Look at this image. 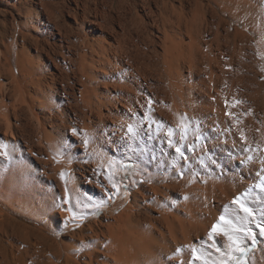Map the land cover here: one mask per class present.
Returning <instances> with one entry per match:
<instances>
[{
    "label": "bare ground",
    "instance_id": "bare-ground-1",
    "mask_svg": "<svg viewBox=\"0 0 264 264\" xmlns=\"http://www.w3.org/2000/svg\"><path fill=\"white\" fill-rule=\"evenodd\" d=\"M260 39L264 0H0V204L33 224L27 264H235L255 241L264 264Z\"/></svg>",
    "mask_w": 264,
    "mask_h": 264
},
{
    "label": "rangeland",
    "instance_id": "rangeland-1",
    "mask_svg": "<svg viewBox=\"0 0 264 264\" xmlns=\"http://www.w3.org/2000/svg\"><path fill=\"white\" fill-rule=\"evenodd\" d=\"M257 46L260 48V51L264 52V39H260L257 43ZM17 48L18 47L15 44L11 46V51H12L11 61L13 65H15L17 61ZM6 210H7L6 207L0 204V227L5 230L7 229L8 232L7 230L6 232L9 235L7 237L4 231L0 229V260L4 261L7 264H27L28 256L25 255V251H29L30 253V249L34 244V241L32 239L25 240V238L27 237V233L24 228L32 227L33 224L30 222L24 221L23 218H21L22 219L21 221L20 218H17L15 215L12 216L11 214H9V211L8 210L6 211ZM104 212L105 214L112 213L110 210H106ZM104 212H101V213H104ZM20 224L23 226V228ZM257 245H258V242L255 241L254 244L250 246L249 249L244 248L245 249L244 253L241 252L243 254L240 253L237 256L236 259L238 260H236L235 264H241V262H243V264H249L248 256L257 247ZM61 264H63V260L61 261Z\"/></svg>",
    "mask_w": 264,
    "mask_h": 264
},
{
    "label": "snow or ice",
    "instance_id": "snow-or-ice-1",
    "mask_svg": "<svg viewBox=\"0 0 264 264\" xmlns=\"http://www.w3.org/2000/svg\"><path fill=\"white\" fill-rule=\"evenodd\" d=\"M152 103H153V101H152L151 99H149V100H148L149 110H151V105H152ZM242 103H243V101H240V100H234L233 103L231 104V107H236L237 105L242 104ZM228 106H229V105H228V103L226 102L225 107L227 108ZM247 114H250V113H247ZM247 114H245V115H247ZM226 115H227L228 117L232 118V119H235L236 122L239 123V119H238V117H235L233 113H231V112H226ZM73 131H75V130H73ZM128 131L131 133V132H132V128L129 127ZM173 135H174V133L172 132L171 129H169V131H168V136H169V138H171ZM186 135H187V127L185 126V127L182 129V131H181V135H180L179 139H181V140L186 139ZM241 139H244L243 133H241ZM171 142H172L171 139H169V143H171ZM85 143H87V141H85ZM5 148H7V145H0V150L5 149ZM175 151H176V152H180V148H176ZM7 155H8V153H7L6 151H0V156H7ZM181 155H183V154H181ZM61 176H62V178H63V174H61ZM66 191H67V190H66ZM65 203H66V201H65ZM233 203H236V201L234 200ZM242 207H243V206H242ZM243 210H244L246 213H248L249 215H251V213L249 212V210H248L247 208H243ZM78 226H79V225H78ZM213 234H219L218 226H216V225H214V226L212 227L211 231H210L209 234H208V239H209V240H212V239H213ZM245 235H246V236H250V235H252V234H251V232L249 231V232H246ZM260 235H261V236H264V228H261V229H260ZM229 239L231 240L232 238L229 237ZM233 243H235V241H233ZM229 247H231V245H229ZM216 250L219 251V249H216ZM236 250H237V251H240V252H244V251H245V249L240 248L239 246H237V249H236ZM177 251H178V250H177ZM195 258L198 259L199 257H195ZM241 264H243V262H241Z\"/></svg>",
    "mask_w": 264,
    "mask_h": 264
}]
</instances>
